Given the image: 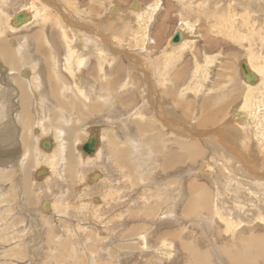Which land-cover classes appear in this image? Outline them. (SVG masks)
Here are the masks:
<instances>
[{"label": "rangeland", "instance_id": "1", "mask_svg": "<svg viewBox=\"0 0 264 264\" xmlns=\"http://www.w3.org/2000/svg\"><path fill=\"white\" fill-rule=\"evenodd\" d=\"M1 46L0 264H264V0H0Z\"/></svg>", "mask_w": 264, "mask_h": 264}, {"label": "bare ground", "instance_id": "2", "mask_svg": "<svg viewBox=\"0 0 264 264\" xmlns=\"http://www.w3.org/2000/svg\"><path fill=\"white\" fill-rule=\"evenodd\" d=\"M20 13V12H19ZM18 13V14H19ZM21 14V16L23 17L21 20H20V22H18V21H16L15 20V18H16V16L14 17V23H15V26L16 27H18V28H21V27H23L24 25H28L30 22H31V19L33 18L32 16L30 17V16H27L25 13H20ZM17 15V14H16ZM148 17V16H147ZM37 18V17H36ZM13 19V18H12ZM181 32H182V35H181ZM179 33H180V36H181V41H180V43L179 44H177V46H176V48H181V47H184V46H188L187 44L190 42H188V38L189 37H185L184 38V31L183 30H181V31H179ZM183 36V37H182ZM170 41H171V39H170ZM170 41H169V43H170ZM192 43V42H191ZM78 45V44H77ZM170 45H172V44H170ZM180 45V46H179ZM173 46V45H172ZM175 51V50H174ZM173 51V52H174ZM0 52H1V56H3L5 59H10L11 58V56H12V53L11 52H9V51H7V53H6V50L4 49V48H2V46L0 47ZM14 55V54H13ZM248 58V57H247ZM171 59L172 58H169V60H167L168 62L169 61H171ZM164 61V60H163ZM251 61V63H252V60H250ZM8 63V62H7ZM167 63V62H166ZM9 64V63H8ZM160 65V64H159ZM245 65V68H246V70H247V72L250 74V77H253V83H248V81L245 79V77H244V73L243 72H241V74H242V76H243V78L245 79V83L247 84V86L250 88V87H252V89L253 88H257L259 85L257 84H255V82L257 81L258 82V80L260 79L259 78V74H258V71H256L251 65H249V63H246V64H244ZM166 66V65H165ZM250 84V85H249ZM256 85V86H255ZM255 86V87H254ZM28 88V87H27ZM255 90V89H254ZM250 96V95H249ZM22 97H23V95H22ZM251 97V96H250ZM26 98V97H25ZM24 98V99H25ZM62 104V103H61ZM239 118L238 119H242V121H243V115H241L240 113H239ZM234 116V115H233ZM236 117V116H235ZM28 117H26L25 118V128H27L26 126H27V124L29 123L28 122V119H27ZM234 118V117H233ZM24 122V121H23ZM48 122V121H47ZM56 123V122H55ZM24 126V125H23ZM51 127V126H50ZM24 128V129H25ZM60 129V128H59ZM25 131H27L26 129H25ZM73 131H75V130H73ZM95 134V133H94ZM93 134H91V136H92ZM88 138H90V137H88ZM69 140V139H68ZM74 142V141H73ZM97 143H98V139H97V137H96V143H95V149H94V152H93V154L95 155V154H97V151H98V148H96L97 146ZM84 144H82V146H83ZM79 146V145H78ZM63 146H61V148H62ZM68 147V146H67ZM66 147V148H67ZM65 148V149H66ZM64 149V148H63ZM62 149V150H63ZM68 149V148H67ZM81 149H82V147H81ZM61 150V149H60ZM55 152V151H54ZM82 152V151H81ZM124 152V151H123ZM122 152V153H123ZM60 153V152H59ZM64 154V153H63ZM85 154V153H84ZM92 154V155H93ZM123 154H125V153H123ZM58 155V154H57ZM72 155V154H71ZM85 155H87V154H85ZM126 155V154H125ZM87 156H91V155H87ZM71 157V156H70ZM72 157H73V155H72ZM124 157V156H123ZM73 158H75V157H73ZM169 158V157H168ZM63 159V158H62ZM68 160H69V158H67ZM167 160V159H166ZM176 160V159H175ZM174 161V159L173 158H171L169 161H168V163H171V162H173ZM182 161V160H181ZM68 162V161H67ZM69 162L70 163H68V165L69 166H73L74 167V165H73V159L71 158L70 160H69ZM178 163V162H177ZM74 164H75V162H74ZM166 165V164H165ZM168 166H169V164H168ZM68 167V166H67ZM171 167V166H170ZM169 167V168H170ZM165 168H167V167H165ZM71 169V168H70Z\"/></svg>", "mask_w": 264, "mask_h": 264}, {"label": "water", "instance_id": "3", "mask_svg": "<svg viewBox=\"0 0 264 264\" xmlns=\"http://www.w3.org/2000/svg\"><path fill=\"white\" fill-rule=\"evenodd\" d=\"M131 7L135 6V3L132 2V4L130 5ZM23 17L21 16V14H17L15 20L20 22V20ZM181 41V36L180 33L177 31L174 36L171 38L170 43L172 45H177L179 44ZM242 72L244 73V77L245 79L248 81V83H253V77H250V74L247 72L245 65L242 64ZM24 76L26 75L25 73L23 74ZM95 143H96V138L94 136H91L82 146V151L87 154V155H92L95 149ZM44 148H48V144H44L43 145Z\"/></svg>", "mask_w": 264, "mask_h": 264}, {"label": "clouds", "instance_id": "4", "mask_svg": "<svg viewBox=\"0 0 264 264\" xmlns=\"http://www.w3.org/2000/svg\"><path fill=\"white\" fill-rule=\"evenodd\" d=\"M131 143H132L133 150H134V151H135V150H138V148H139L138 142L135 141V140H133Z\"/></svg>", "mask_w": 264, "mask_h": 264}]
</instances>
